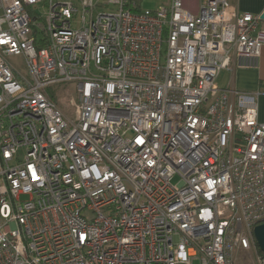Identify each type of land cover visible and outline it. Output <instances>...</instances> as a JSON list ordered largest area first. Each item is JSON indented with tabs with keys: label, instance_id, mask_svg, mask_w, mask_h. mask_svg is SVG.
<instances>
[{
	"label": "built area",
	"instance_id": "built-area-1",
	"mask_svg": "<svg viewBox=\"0 0 264 264\" xmlns=\"http://www.w3.org/2000/svg\"><path fill=\"white\" fill-rule=\"evenodd\" d=\"M184 2L0 0V264H264V20Z\"/></svg>",
	"mask_w": 264,
	"mask_h": 264
},
{
	"label": "crops",
	"instance_id": "crops-1",
	"mask_svg": "<svg viewBox=\"0 0 264 264\" xmlns=\"http://www.w3.org/2000/svg\"><path fill=\"white\" fill-rule=\"evenodd\" d=\"M196 1L185 0L184 5L192 12H196ZM229 3L237 12L261 14L264 10V0H229ZM214 87L217 89L233 88L246 92L257 91L258 120L264 122V46L260 50L256 66L222 69L214 80Z\"/></svg>",
	"mask_w": 264,
	"mask_h": 264
},
{
	"label": "rangeland",
	"instance_id": "rangeland-1",
	"mask_svg": "<svg viewBox=\"0 0 264 264\" xmlns=\"http://www.w3.org/2000/svg\"><path fill=\"white\" fill-rule=\"evenodd\" d=\"M166 1L167 0H140L138 4H139V8L142 10H144V9L153 10L160 3H165ZM35 7H36L37 13L43 15L44 5L42 3H39ZM102 11H105V9L97 8L94 14H96L97 12H102ZM8 60L18 72H20L22 74L25 73V64H24V60L21 56L11 55L8 57ZM66 89H68L70 92H72V87L67 86V85L58 86L57 88L54 89V91L58 94L59 104L68 113V111L71 112V108L66 107L68 100L63 96L64 91ZM176 180H177V178L174 177L171 179V182L175 183ZM235 255H237V263H239V264H251L252 263V259H250L245 252H241L240 250H237L235 252ZM193 264H198V262L194 261Z\"/></svg>",
	"mask_w": 264,
	"mask_h": 264
},
{
	"label": "water",
	"instance_id": "water-1",
	"mask_svg": "<svg viewBox=\"0 0 264 264\" xmlns=\"http://www.w3.org/2000/svg\"><path fill=\"white\" fill-rule=\"evenodd\" d=\"M260 19L264 20V10L260 14ZM253 234L260 252L264 255V223L254 226Z\"/></svg>",
	"mask_w": 264,
	"mask_h": 264
},
{
	"label": "trees",
	"instance_id": "trees-1",
	"mask_svg": "<svg viewBox=\"0 0 264 264\" xmlns=\"http://www.w3.org/2000/svg\"><path fill=\"white\" fill-rule=\"evenodd\" d=\"M128 1H129L128 7L132 11H137L139 9V4L138 3H139L140 0H128ZM132 2H134V5H130ZM259 253H261V252L259 251Z\"/></svg>",
	"mask_w": 264,
	"mask_h": 264
}]
</instances>
